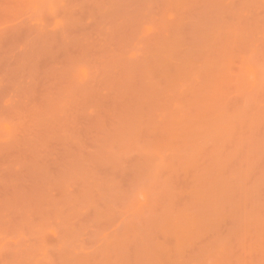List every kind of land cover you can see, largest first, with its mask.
I'll use <instances>...</instances> for the list:
<instances>
[{"label": "rangeland", "instance_id": "obj_1", "mask_svg": "<svg viewBox=\"0 0 264 264\" xmlns=\"http://www.w3.org/2000/svg\"><path fill=\"white\" fill-rule=\"evenodd\" d=\"M0 264H264V0H0Z\"/></svg>", "mask_w": 264, "mask_h": 264}]
</instances>
